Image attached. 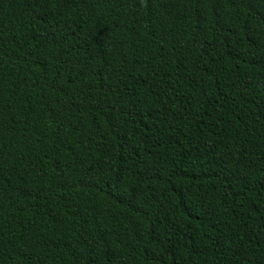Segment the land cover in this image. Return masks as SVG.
<instances>
[{
	"label": "trees",
	"instance_id": "obj_1",
	"mask_svg": "<svg viewBox=\"0 0 264 264\" xmlns=\"http://www.w3.org/2000/svg\"><path fill=\"white\" fill-rule=\"evenodd\" d=\"M0 264H264V0H0Z\"/></svg>",
	"mask_w": 264,
	"mask_h": 264
}]
</instances>
